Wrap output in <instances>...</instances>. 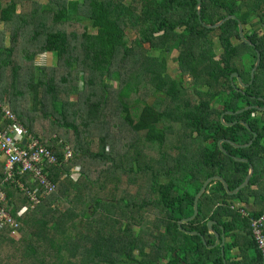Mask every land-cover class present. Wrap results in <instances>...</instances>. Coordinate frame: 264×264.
<instances>
[{"label": "trees", "instance_id": "1", "mask_svg": "<svg viewBox=\"0 0 264 264\" xmlns=\"http://www.w3.org/2000/svg\"><path fill=\"white\" fill-rule=\"evenodd\" d=\"M31 4L0 0V24L9 26H0V88L9 74L14 93L22 95L24 88L31 98V110L49 100L58 118L52 121L73 131L74 150L65 138L45 140L17 101L7 103L57 162L45 168L54 190L38 188L36 204L20 188L37 186L30 173L3 183L5 207L18 225L0 230V264H240L234 258H245L250 248L256 250L253 264H260L250 219L264 212V0H200L205 24L234 16L215 28L199 22L197 0ZM72 15L87 22L80 33L65 28ZM238 21L252 45L240 40ZM20 37L31 45L21 42V57L47 52L51 66L27 72L14 57ZM256 51L260 62L248 84ZM173 53L174 76L167 71ZM232 73L247 86L240 87ZM70 93L77 97L74 104L59 98ZM227 111L223 121L234 124L221 123ZM0 122H8L1 109ZM220 139L228 141L222 149ZM251 139L244 147L230 144ZM65 146L71 149L68 159ZM87 160L102 165L95 178L83 171ZM249 165L248 183L232 195L219 181L209 182L196 216L179 228L178 221L192 215L206 178L218 175L233 190ZM3 166L0 157V180ZM208 221H214L211 229ZM212 230L229 238L224 256L213 245ZM235 247L240 250L232 253Z\"/></svg>", "mask_w": 264, "mask_h": 264}, {"label": "built area", "instance_id": "2", "mask_svg": "<svg viewBox=\"0 0 264 264\" xmlns=\"http://www.w3.org/2000/svg\"><path fill=\"white\" fill-rule=\"evenodd\" d=\"M0 109L3 119L8 122H0V157L3 160V177L0 180V230L5 226L15 227L17 220L10 214L5 207V195L3 192V183L15 174L23 172L30 173L32 179L37 183L33 189H24L32 204L39 200L37 197L38 188L42 187L45 193L54 190L55 185L47 178L45 168L57 162L56 156L43 146L39 140L28 134L23 125L18 123L16 115L11 111L8 105L0 103ZM24 140V143H23ZM71 157V149L68 146L64 148V159ZM25 208L18 210L21 214ZM10 230V234L13 233ZM250 236L254 241L259 253L260 264H264V212L250 219Z\"/></svg>", "mask_w": 264, "mask_h": 264}, {"label": "rangeland", "instance_id": "3", "mask_svg": "<svg viewBox=\"0 0 264 264\" xmlns=\"http://www.w3.org/2000/svg\"><path fill=\"white\" fill-rule=\"evenodd\" d=\"M20 1V0H18ZM25 6H29V4L32 2L31 7H38L40 5L45 4L47 0H21ZM20 3L18 2L17 8L20 10ZM87 25V22L84 20H80V16L78 15H72L71 19L68 23L65 24V28L67 31H74L76 33H80L83 30V26ZM4 27L5 30H9V26L7 25H1ZM87 31H89V28H87ZM22 43L25 44V46H31L29 43L26 44V39L23 37H20L18 43L15 45V52L14 57H18V63L22 65L23 68L29 72V69L36 66H44V67H50L52 62V56L50 53H38L34 56V58L31 59V56L29 57H21L20 51L23 45H20ZM18 54V56H17ZM175 54H171L168 59L167 63V71L171 75H175L177 72L175 61L173 60ZM61 68V67H57ZM8 72V71H7ZM8 73H6L7 75ZM186 79V77L184 76ZM2 88H0V95L2 99V104H7L11 99L17 101L18 105L20 106V109H23L24 111L28 112L31 115V118H33V121H31V126L33 131L38 133L41 137H43L45 140L48 139V136L54 137L57 136L59 138H65L67 140V145L72 149V153L74 150V135L72 130H66V128L57 125L55 122L58 121L56 118V114L52 113L51 105L48 102L49 100H46L43 104H36L35 110H31V106L33 105L31 98L29 95H27L26 90L23 88V94L22 95H16L13 91V88L9 85L10 77L9 74L7 76H4L2 78ZM111 82V81H110ZM21 84H17V89H19ZM113 86H115V83L113 82ZM135 94L130 93L128 97H134ZM59 98L62 101H68L70 104L76 103V95L70 93L67 98L65 95H60ZM82 97L80 96V100ZM217 106V105H216ZM72 109V106H67V111H70ZM44 111L50 112L53 115L46 116L42 113ZM106 113L109 116H113L114 114V101L113 99L109 102ZM53 118H55L56 121H52ZM112 121L114 119L111 118ZM117 140V137L115 138ZM73 158V157H72ZM102 165L98 161H90L87 160L86 164L83 167V171L87 172L89 177L95 178L98 176L101 172ZM14 239L19 238V234L14 230L13 233L10 234Z\"/></svg>", "mask_w": 264, "mask_h": 264}, {"label": "water", "instance_id": "4", "mask_svg": "<svg viewBox=\"0 0 264 264\" xmlns=\"http://www.w3.org/2000/svg\"><path fill=\"white\" fill-rule=\"evenodd\" d=\"M197 15H198V20H199V22H200L204 27H206V28H215V27H218V26L221 25L226 19H228V18H234V16L229 15V16H226L225 18L219 20L218 22H216V23H214V24H205V23H203V22L201 21V18H200V0H197ZM238 34H239V38H240V40H241L242 42H245V43H247V44H249V45H252V43L244 37V35H243V30H242V25H241V23H240L239 21H238ZM259 62H260V53H259L258 51H256V61H255L254 65H253V67H252V69H251V71H250V81H249L248 84H250V83L252 82L253 77H254V71L256 70V68H257V66H258V64H259ZM232 77H236L237 83H238V85H239L240 87H245V86H247V85H244V84L241 82V80H240L239 76L237 75V73H232V74L230 75V78H232ZM249 108H250V106L244 107V108H242V109L237 110L236 113H240V112H242V111H244V110H246V109H249ZM262 109H264V107H263ZM225 113L231 114V112H228V111L222 113V114L220 115V121H221V123L224 124V125L234 124L235 122L230 123V124H226V123L223 121V116H224ZM239 123L242 124L243 126H245L246 128H249L248 125H247L245 122H243V121H239ZM255 136H256V134L253 133L252 137L255 138ZM253 138H252V139H253ZM252 139L249 140L247 143L242 144V145H239V144H236V143H233V142H230V144H231L233 147H236V148H237V147H244V146H248V145L252 142ZM223 141L228 142V141L225 140V139H220V140L218 141V146H219L220 149H222V147H221V143H222ZM23 143H24V140H23ZM234 159H235V160H239V161L246 162V159H240V158H234ZM252 170H253L252 166L249 165L247 176L245 177V179L243 180V182H242L241 184H239L237 187H235L233 190H230V189L228 188L227 183L225 182V180H224L222 177L218 176V175H213V176H210V177L206 178V179L204 180V182L202 183V185H201L199 191H198V192L195 194V196H194V199H193V213H192V215L189 216V217H187V218H183V219L179 220V221H178V226H179V228H180V224H181L182 222L189 221V220L193 219V218L196 216V214H197V202H198V199H199V197L202 195V193L204 192V190H205L206 186L209 184V182H211V181H219V182L222 184V186H223L225 192H226L227 194H229V195H232V194L236 193L240 188L244 187V186L248 183V180H249V178H250V176H251V174H252ZM213 223H214V221H208V222H207V225H208L209 229H211V225H212ZM188 233H189V234H198L197 232H194V231H188ZM212 233H213L214 236H215V242H214L213 245H217V244H219V246H220V252H221V255L223 256V240H222L223 235H222V233H221V235H220L219 233H217V232L214 231V230H212ZM198 235L200 236L202 242H204L203 237H202L200 234H198ZM219 241H220V242H219ZM213 245H210V246H208V247H211V246H213Z\"/></svg>", "mask_w": 264, "mask_h": 264}, {"label": "crops", "instance_id": "5", "mask_svg": "<svg viewBox=\"0 0 264 264\" xmlns=\"http://www.w3.org/2000/svg\"><path fill=\"white\" fill-rule=\"evenodd\" d=\"M236 205H238V204H236ZM220 235H221V233H220ZM222 235H223V232H222ZM222 240H223V256H224V244H225V242L229 241V238H224V236H223L222 237ZM239 250L240 249L238 247H235L232 250V253H237ZM245 256H246L245 258L243 256H242V258L241 257H235L234 260L237 261V262H240V264H253V261L252 260L256 256V250L254 248H250L247 251V253L245 254Z\"/></svg>", "mask_w": 264, "mask_h": 264}]
</instances>
